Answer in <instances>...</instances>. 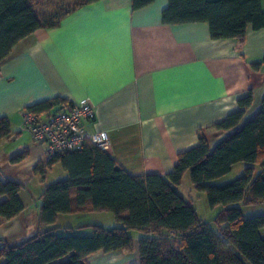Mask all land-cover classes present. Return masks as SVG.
Here are the masks:
<instances>
[{"label": "crops", "instance_id": "crops-1", "mask_svg": "<svg viewBox=\"0 0 264 264\" xmlns=\"http://www.w3.org/2000/svg\"><path fill=\"white\" fill-rule=\"evenodd\" d=\"M68 1L70 7L80 0ZM166 5L167 0H153L133 10L131 0H95L67 12L55 27L38 28L0 63V118L11 125L10 136L0 140V176L21 184L24 206L16 216L0 218V243L17 244L45 229L38 220L40 196L53 182L47 184L44 173L54 166L61 179L67 177L59 162L46 166L44 145L23 128L26 107L55 97L69 102L87 98L95 118L85 123L86 129L106 131L107 152L134 175L171 172L177 154L195 146L200 131L213 148L231 132L213 125L238 110V99L248 91L253 100L241 122L259 111L264 63L252 64L264 60V28L248 25L241 42L213 39L207 22L163 23ZM38 165L44 169L41 176ZM28 186L37 194H28ZM187 201L198 214L194 202ZM95 213L59 214L56 233L70 227L75 234H91L76 228L119 224L113 214L88 217ZM260 234L264 237V228ZM130 235L131 251H97L86 263L138 264L137 242L143 235Z\"/></svg>", "mask_w": 264, "mask_h": 264}, {"label": "trees", "instance_id": "trees-1", "mask_svg": "<svg viewBox=\"0 0 264 264\" xmlns=\"http://www.w3.org/2000/svg\"><path fill=\"white\" fill-rule=\"evenodd\" d=\"M95 0H80L63 10L56 20L45 23L36 13L40 0H0V63L22 39L38 28L59 24L69 11ZM153 0H131L133 10ZM161 20L166 24L207 22L213 39L242 41L246 28H264L261 0H167ZM261 63L252 64L258 68ZM252 92L240 97L239 109L213 127L231 132L213 148L199 132L198 143L177 154L173 170L166 175H134L107 151L86 142L75 151L61 152L47 160L59 162L67 177L47 185L41 196L38 220L41 228L33 236L13 245L0 243L3 264H87L86 257L133 249L130 231L140 232L138 264H264V214L243 216L238 204L264 202V98L259 111L242 121L252 104ZM61 97L35 103L25 109L55 112L71 105ZM242 123V124H241ZM10 121L0 118V140L11 134ZM237 162L244 172L224 184H212ZM42 174L44 169L36 167ZM188 174L196 190L205 194L216 213V231L201 219L190 202L178 192ZM21 184L0 176V218L8 220L23 210ZM83 211L111 212L118 225L106 228L87 224L91 234H75L74 228L54 226L59 214Z\"/></svg>", "mask_w": 264, "mask_h": 264}, {"label": "built area", "instance_id": "built-area-1", "mask_svg": "<svg viewBox=\"0 0 264 264\" xmlns=\"http://www.w3.org/2000/svg\"><path fill=\"white\" fill-rule=\"evenodd\" d=\"M23 128L35 143L44 145L49 159L61 152L75 151L86 142L108 151L110 138L104 130L90 132L85 123L95 118L93 104L87 99L72 102L55 112H32L24 109L21 113Z\"/></svg>", "mask_w": 264, "mask_h": 264}, {"label": "rangeland", "instance_id": "rangeland-1", "mask_svg": "<svg viewBox=\"0 0 264 264\" xmlns=\"http://www.w3.org/2000/svg\"><path fill=\"white\" fill-rule=\"evenodd\" d=\"M70 4L71 3L68 0H44L43 2H35L34 8L36 13L40 16L41 20H43L45 23H49L56 20V18L60 14H62L63 10L69 7ZM245 165L246 164L244 162L235 163L228 173L214 180H211L210 183L220 185L239 177L240 175L243 174ZM41 175L43 174H40V176ZM44 175L47 184L63 178V175L60 172V170L58 168H55L54 166L51 169L47 170L46 173H44ZM37 192L38 191L33 190L31 187L28 186V194L30 193L31 195H35L37 194ZM179 192L182 196H184L185 199L192 200L194 202L198 214L201 215L206 222H208L209 226L212 227L216 226L214 224V218L216 213L219 211L221 207L220 206H216L214 208L209 207L204 192L196 190L193 187L188 177V174L184 175L182 183L179 187ZM238 206L240 207L243 216L246 217L264 214V202L247 203V204L240 203L238 204ZM98 213L99 214L95 213L94 215L88 217L90 219H95L97 217H101L100 213H105L102 215L112 214L111 212L108 211H102ZM106 228H111V227H106ZM86 229H89L87 230V232L88 231H90V233L92 232L90 227H86Z\"/></svg>", "mask_w": 264, "mask_h": 264}]
</instances>
